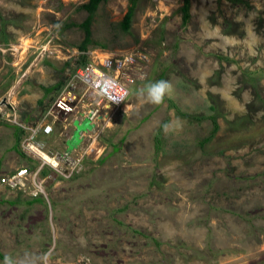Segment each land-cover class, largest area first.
<instances>
[{"label": "rangeland", "instance_id": "1", "mask_svg": "<svg viewBox=\"0 0 264 264\" xmlns=\"http://www.w3.org/2000/svg\"><path fill=\"white\" fill-rule=\"evenodd\" d=\"M86 1L0 0V176L33 166L6 114L38 121L42 85L79 55ZM160 1L135 0L128 30L132 0L98 3L87 50L132 55L134 82L80 145L82 170L46 177L48 200L0 185V264H264V0H191L185 26L182 0ZM160 79L174 93L145 102ZM60 128L47 147L65 148Z\"/></svg>", "mask_w": 264, "mask_h": 264}, {"label": "built area", "instance_id": "2", "mask_svg": "<svg viewBox=\"0 0 264 264\" xmlns=\"http://www.w3.org/2000/svg\"><path fill=\"white\" fill-rule=\"evenodd\" d=\"M78 54V56L87 57V61L75 70L37 122L27 124L16 119V115L12 112L6 114L21 131L20 151L31 160L30 163L33 166H20L1 175L0 185L25 194L30 199L43 196L45 200H48L45 182L51 172L69 178L82 170L86 151L80 153L77 151L83 145L85 138L89 133L96 131L99 122L126 100L125 98L119 104H109L110 102L103 97H94L96 89L92 86L93 82L101 77H110L123 85L128 94L134 82L132 55L118 57L109 55L100 59L91 55L92 53H89L87 49L80 50ZM84 117L90 118L94 128L81 132L82 144L80 143L70 154L65 152V148L60 150L54 145L46 146L48 142H51L50 138L55 137L53 136L55 125H61L58 134L68 138L72 130L68 136H66V130L73 129L74 119L81 120Z\"/></svg>", "mask_w": 264, "mask_h": 264}, {"label": "clouds", "instance_id": "3", "mask_svg": "<svg viewBox=\"0 0 264 264\" xmlns=\"http://www.w3.org/2000/svg\"><path fill=\"white\" fill-rule=\"evenodd\" d=\"M57 27H59V25H57ZM92 86L96 89L94 97H103L110 102L109 104H119L123 102L128 95L125 87L110 77H101L94 81ZM173 93L174 85L171 80L166 79L149 81L137 90V94L143 97L145 102L153 105L162 104L165 98L170 97ZM128 109L129 105H126L125 114ZM163 129L167 133L171 130V126L169 124H164ZM51 255L52 253L50 251L40 256H33L29 253H25L22 257L16 258L9 254L5 255L3 264H50Z\"/></svg>", "mask_w": 264, "mask_h": 264}, {"label": "trees", "instance_id": "4", "mask_svg": "<svg viewBox=\"0 0 264 264\" xmlns=\"http://www.w3.org/2000/svg\"><path fill=\"white\" fill-rule=\"evenodd\" d=\"M100 1L101 0H87L85 3H83L81 5L82 8H84L85 10L88 11V15L85 18V20L80 23V26L85 31L84 40L79 44V49L80 50L87 49V42L90 41V35H91L90 22H91L92 14H93L94 10L96 9V7H97V5H98V3ZM134 3H135V0H132L131 6L129 7L128 11L125 13V15H124V17L122 19L121 24H122V27H123L124 30H128V28H129L130 19H131L132 12H133L132 11V7H133ZM190 7H191V0H182V5L180 6V11H181V19H182V25L183 26H185L188 23L189 19H190ZM86 61H87V57H85V56H78L76 59L75 58L74 59H68L67 61H65L63 66H62V70H64L66 67H70L69 73L66 76H64L63 78L59 79L57 82H55V83H53L51 85H48V86H43L42 85V88L44 89V92H45L44 96L46 97V95L51 93L52 97L50 98V100L52 101L55 98V96L58 94V92L61 90V88L65 85L67 80L75 72V70L79 66L83 65ZM72 62H74V63L72 64ZM44 98H40L37 101L38 102V106H39V110H40L39 116L37 117L38 120L41 118V116L44 114V112L47 110L48 106L51 103V101H48V102L45 103L44 102ZM182 115L186 116V114H183V113H182ZM189 117H191V116H189ZM192 117L195 118L194 116H192ZM198 118H200V117H198ZM209 118L212 120L213 127H212V130H211L210 134L208 135L207 138L204 139V141L209 140V138L218 129V123L215 120V116L214 115H210ZM36 121L37 120H35L33 122L35 123ZM15 129H16V131H15L16 142L13 145V147L19 154H21V156H24L23 153L20 151V148H19V141H20L21 131H18L19 129H17L16 126H15ZM158 134H159L158 132H156V134H155L156 147L159 146V144H158V142H159ZM113 146L115 147L114 144H113ZM44 174H45V171L43 172V175ZM28 202L32 203L33 199H30Z\"/></svg>", "mask_w": 264, "mask_h": 264}, {"label": "water", "instance_id": "5", "mask_svg": "<svg viewBox=\"0 0 264 264\" xmlns=\"http://www.w3.org/2000/svg\"><path fill=\"white\" fill-rule=\"evenodd\" d=\"M94 128V123L91 122L89 117H84L83 119H74L73 129L71 135L65 139V152L70 154L74 149H76L81 143V132H87Z\"/></svg>", "mask_w": 264, "mask_h": 264}, {"label": "bare ground", "instance_id": "6", "mask_svg": "<svg viewBox=\"0 0 264 264\" xmlns=\"http://www.w3.org/2000/svg\"><path fill=\"white\" fill-rule=\"evenodd\" d=\"M162 1H163V0H162ZM162 1H160V3H162ZM157 3H158V2H157ZM160 3H159V5H161ZM164 5H165V4H164ZM161 8H162V7H161ZM27 42H28V40H27ZM26 44H27V43H26ZM24 45H25V44H24ZM16 46H17V45H16ZM25 46H26V45H25ZM23 47H24V46H23ZM28 47H29V46H28ZM14 48H15V47H14ZM96 51H98V50H96ZM108 56H109V54H108L107 52L102 51V52L99 53V56H98V57H99L100 59H103V58L108 57ZM10 100H11V99H10ZM92 143H93V142H92ZM99 147H100V146H99ZM43 155H44L47 159H50V158H48V156H46L45 154H43ZM50 160H51V159H50Z\"/></svg>", "mask_w": 264, "mask_h": 264}, {"label": "crops", "instance_id": "7", "mask_svg": "<svg viewBox=\"0 0 264 264\" xmlns=\"http://www.w3.org/2000/svg\"><path fill=\"white\" fill-rule=\"evenodd\" d=\"M28 123V122H26ZM31 123H34V122H31ZM18 129V128H17ZM72 129H69V133L71 132ZM66 136H68V132L66 131Z\"/></svg>", "mask_w": 264, "mask_h": 264}]
</instances>
